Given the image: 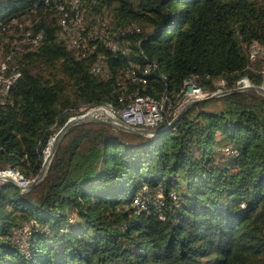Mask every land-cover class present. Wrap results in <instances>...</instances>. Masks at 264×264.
<instances>
[{"label":"trees","instance_id":"obj_1","mask_svg":"<svg viewBox=\"0 0 264 264\" xmlns=\"http://www.w3.org/2000/svg\"><path fill=\"white\" fill-rule=\"evenodd\" d=\"M70 1L0 0L4 74L18 75L0 96V170L32 182L51 127L82 107L117 113L138 94L173 107L152 137L76 125L34 187L0 186V264H264V98L226 94L174 119L188 79L207 95L217 80L264 84L248 54L264 47V0H80V46L60 37ZM104 9L114 38L95 29Z\"/></svg>","mask_w":264,"mask_h":264},{"label":"rangeland","instance_id":"obj_2","mask_svg":"<svg viewBox=\"0 0 264 264\" xmlns=\"http://www.w3.org/2000/svg\"><path fill=\"white\" fill-rule=\"evenodd\" d=\"M59 9H61V6H59ZM83 16H84V14H83ZM83 16H82V20H83ZM94 17H102L103 19H97V22L99 23V25H97V26H95V29H98V30H96V31H99V32H102L103 34H105L106 35V37H109V38H114L115 37V35H116V32L115 31H113V25H112V14H111V11L110 10H108V9H104L103 10V13L101 14V16H96L95 14H94ZM83 23H81V25H84V21H82ZM64 27H62V29H63ZM64 30V29H63ZM78 31V32H77ZM28 32H30V34H32V32L29 30ZM69 32V33H68ZM67 33V34H66ZM39 35H41V34H39ZM24 36H25V34H24ZM77 36H79V30H77V28H76V30H70V31H68V30H64V31H62L61 30V33H60V37L61 38H64L68 43H69V45L71 44L72 45V42L71 41H74V40H77L76 38H77ZM74 37V38H73ZM20 44H23V45H29L30 47L31 46H35V44L32 42V41H30L29 39H27L26 37L25 38H22L20 41ZM73 46V45H72ZM69 47H71V46H69ZM257 47H259V45H256V44H253V45H251V46H249V48H248V54H251V53H253V48H256L257 49ZM252 48V49H251ZM259 48H264V47H259ZM250 49V50H249ZM3 53H4V47L3 46H1L0 47V96H2L3 94H5L6 92V90L8 89L7 88V83H8V81L9 80H12L13 78L15 79L16 77H14L15 75H12V76H6V75H8V74H4L5 73V71L4 70H2V68H3V66L5 67V69H8V66H7V64H5V63H2L3 61H4V59H3ZM262 53H264V51H261L258 55V57L253 61L252 59H250V61H251V65L249 66V69L254 73V74H259V72L261 71V70H264V55L262 54ZM2 63V64H1ZM7 67V68H6ZM95 68H98L99 70L98 71H95L96 73H98V76H100L101 78H108V76L105 74V72L106 71H104V68H103V66H102V63H99L98 62V64L95 66ZM13 69V68H12ZM94 69V68H93ZM101 69H102V74H101ZM94 72V73H95ZM99 74H101V75H99ZM261 75H264V73H260ZM132 82L131 83H133V84H135L136 85V83H137V81H134V80H132V79H130ZM5 84V85H4ZM215 86L217 87V91L215 92V93H217V92H221V91H224V90H226L225 88H224V82L223 81H221V80H217V81H215ZM4 85V86H3ZM130 85L129 84H126L125 85V87H129ZM248 86H262L263 88H264V84H261V85H256V84H254L249 78H247V77H243V78H241L240 79V83H238L237 85H236V87L235 88H239V87H248ZM186 87H187V85H186ZM186 87H185V85H184V92H186V90H188V92H189V89H186ZM191 91V90H190ZM243 92H250V93H256V94H258V95H260V96H262L263 98H264V94L263 93H261V92H258V91H256V90H254V89H247V90H243ZM204 93V92H203ZM212 94H214V93H212ZM211 94H209V95H207V94H205L204 93V96L203 97H201V98H205V97H208V96H210ZM189 96H182V104L183 105H186L188 102H190L189 101V98H188ZM218 97H220V96H218ZM201 98H199V99H201ZM0 99H1V97H0ZM220 106V103H213V104H211V105H209V107L208 108H217V107H219ZM103 108H105V107H103ZM91 109H94V108H89V109H86V108H84V107H82V108H80V115H78V116H81V115H84V114H86L87 112H89ZM106 109H108L111 113H113L116 117H118V115H117V113H115V112H113V111H111L109 108H106ZM95 116L96 117H98V118H100V117H102V115H100V114H95ZM73 117V116H72ZM74 117H77V116H74ZM71 118V117H70ZM119 118V117H118ZM89 122H92V121H89ZM89 122H85V123H89ZM84 124V123H83ZM80 125V124H79ZM133 126V125H132ZM134 127H136V126H134ZM61 128V127H60ZM60 128L58 127V126H52L51 127V131L53 132V136L50 138V140H49V143H48V148L45 150V152H44V157L47 155L46 153H47V151L49 150V147L51 146V141H53V139H54V137L56 136V134L58 133V131L60 130ZM138 128H142V127H138ZM145 129H155V128H146L145 127ZM68 132V131H67ZM66 132V133H67ZM65 133V134H66ZM65 134H64V136H65ZM63 136V137H64ZM63 137H62V139H63ZM61 139V140H62ZM60 140V141H61ZM2 185H5V183L4 182H0V186H2ZM145 186H143V188H144ZM141 192H143L142 190H141ZM147 192H148V190H147ZM140 195H138L137 197H139ZM143 196H147V197H149L148 195H143ZM161 196V194H157V197H160ZM136 197V198H137ZM135 198V199H136ZM161 198V197H160ZM137 200H139V201H142L143 200V198L142 199H136L135 201H134V204H135V202L137 201ZM136 205V204H135ZM31 224H34L33 222H25V223H23L21 226H23L24 227V230L26 231V233H28V231H29V229H30V226H31ZM35 226H37V224L35 225ZM22 227V228H23ZM18 229L19 228H16L14 231H13V234H14V238L16 239V240H18L17 242H18V244H19V246L20 247H22L23 248V245H24V242H23V244H21L20 243V238L21 237H24V234L25 233H20V231H18ZM25 231H23V232H25Z\"/></svg>","mask_w":264,"mask_h":264},{"label":"water","instance_id":"obj_3","mask_svg":"<svg viewBox=\"0 0 264 264\" xmlns=\"http://www.w3.org/2000/svg\"><path fill=\"white\" fill-rule=\"evenodd\" d=\"M247 89H254V90L264 94V88L262 86H248V87H243V88L239 87V88L224 90L221 92L211 94L210 96L205 97V98L191 100L186 105H184V107L178 112V114L175 116L174 119H176L187 108H189L192 104H194L196 102L209 100V99L216 98L218 96H223L226 94L241 92V91L247 90ZM95 114H100V115H102V117L98 118L95 116ZM89 121L107 123V124H110L112 126H115L119 129H122V130L127 131V132L137 133V134L151 136V137L159 135L164 131V129H159V128L145 129V128L134 127L132 125H129V124H126L125 122H123L120 118L116 117L113 113H111L106 108L97 107V108L91 109L89 112H87L84 115L77 116V117H71L66 121V123L60 128V130L58 131V133L54 137L52 144L49 147V152L44 157V161L42 164V169H41L40 174L34 180H32V182H30L27 186H25V187L19 186L15 181H13L9 178H3V177H0V182H4L5 185H10V186L19 188L23 192L34 187L46 175L48 168H49V165H50V162H51V160L54 156V153L58 147V144L60 143V140L62 139L64 134L70 128H72L76 125H79V124H83L85 122H89Z\"/></svg>","mask_w":264,"mask_h":264},{"label":"bare ground","instance_id":"obj_4","mask_svg":"<svg viewBox=\"0 0 264 264\" xmlns=\"http://www.w3.org/2000/svg\"><path fill=\"white\" fill-rule=\"evenodd\" d=\"M51 0L49 1H45V4L48 5L50 4ZM62 2V1H61ZM62 5V4H61ZM73 9V11L75 10V15L73 16L72 15V18L68 19V14H67V10H66V13L63 15V17H61V26L64 27L63 29L64 30H68L70 31L71 29L74 31L76 30V28H79L81 26V23H82V16H83V12H82V9H81V4H80V0H71L70 1V4ZM87 5V4H86ZM58 6V5H57ZM68 8V7H67ZM70 12V11H69ZM72 12V11H71ZM74 14V13H73ZM70 16V14H69ZM62 29V31H64ZM69 33V32H68ZM67 34V33H66ZM30 36V35H29ZM28 37V36H27ZM74 38V37H73ZM77 40H74V41H71L72 42V45L75 46V45H78L79 44V39H81V37L77 36L76 38ZM40 40V35H38L37 37L33 38V43L36 44L38 41ZM31 41V40H30ZM80 46V44H79ZM260 47V46H259ZM257 47L256 48H253V53L249 54L250 56V59H252L253 61L259 56L258 54L261 52V51H264V48H259ZM252 49V48H251ZM250 50V49H249ZM264 55V53H262ZM11 60V59H10ZM11 64V63H10ZM7 68V67H6ZM2 70H6L5 67L3 66ZM99 69L98 68H95V71H98ZM7 72V71H6ZM260 73H264V70H261L259 72ZM17 74L14 76L16 77ZM136 78V77H134ZM14 79V78H13ZM12 80H9L8 83H7V88L11 85L12 83ZM133 79V77H132ZM142 80V79H141ZM144 83V82H143ZM240 83V80L237 82V84ZM5 85V84H4ZM186 89H189L190 90V86H193V87H197L196 84H195V81L194 79H188L185 81L184 83ZM183 96H189V92L188 90H186V92L183 91ZM169 98V97H168ZM167 97H163L162 99L160 100H155L154 98H151V97H144V96H139V94L132 100V102L126 106L125 108L121 109L119 112H117V115L118 117H121V115H130V110H135L139 105H141V103H145V102H148L149 104L153 105V106H160V105H163V102H170V100L168 99ZM172 104V103H171ZM173 106H171L172 108ZM108 110V109H107ZM51 144H52V141H51ZM49 150L47 151L46 154H48ZM4 173L9 175L11 178H16L17 180H13L15 181L19 186H21V183L22 184H29L30 182L27 181L25 178H23L21 176V174H19L17 171L13 170V169H7V170H4ZM136 205H139L141 208H144L143 206V203L142 201H139L137 200L135 202Z\"/></svg>","mask_w":264,"mask_h":264},{"label":"built area","instance_id":"obj_5","mask_svg":"<svg viewBox=\"0 0 264 264\" xmlns=\"http://www.w3.org/2000/svg\"><path fill=\"white\" fill-rule=\"evenodd\" d=\"M44 1H49V0H44ZM40 39H41V35H40ZM190 90L188 97L189 101L199 99L204 96V93L199 87L190 86ZM170 107H171V102L164 101L163 105L160 106H153L148 102H145V103H141V105H139L135 110H130V115H121V117L119 118L126 124L133 125L136 127L157 128L159 124H161L164 121L166 115L168 114V109ZM0 177L9 178L11 180H17L16 178H11L9 175L5 174L3 170H0ZM27 185L28 184L21 183L22 187H25ZM145 189L146 188H143L142 190ZM158 193L161 194V191H159ZM140 197H142V195H140L139 198ZM18 231H20V233H25L24 236L26 235V231L24 230V227L19 228ZM20 243L23 244V241H20Z\"/></svg>","mask_w":264,"mask_h":264}]
</instances>
